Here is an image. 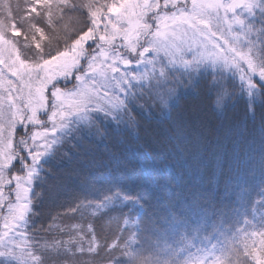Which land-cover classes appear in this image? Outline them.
Returning <instances> with one entry per match:
<instances>
[{"label":"snow or ice","instance_id":"obj_1","mask_svg":"<svg viewBox=\"0 0 264 264\" xmlns=\"http://www.w3.org/2000/svg\"><path fill=\"white\" fill-rule=\"evenodd\" d=\"M50 4L51 0L47 4L32 0L25 15L37 16ZM242 7L249 10L245 14L255 13L257 8L264 9V0L259 4L248 0L244 6L225 0H84L78 6L77 0H60L62 15L69 13L85 22L76 39H86L75 60L49 82L46 100L37 105L27 125L34 136L23 123L15 128L17 135L35 141L27 161L25 193L29 201L38 200V204L29 203L25 209L28 216L39 213L46 217V226L52 232L50 225L71 221L70 214H78L96 200L95 195L104 200L114 197L116 203L106 216L116 225V232L119 233L120 221L113 220V214L122 217L126 209L136 208L142 213L138 223L148 236L145 245L137 243L131 250L120 238L124 244L120 264H158L159 257L167 253L172 254L167 264H209V260L212 264H233V255L237 257L235 264H242V254L251 255L254 264H264V234H260L258 249L255 244L249 249L244 243L241 253L233 246L228 259L223 255L191 254L199 235L188 234L193 224L208 225L226 214L229 200L236 202L243 180L240 145L248 116L246 109L237 119L236 106L231 101L240 91L247 90L251 95L255 90L262 93L264 102V47L257 49L256 27L250 28L251 35L242 45L229 46L231 75H218L211 62L194 59L191 51H179L176 46L170 49L167 43L180 25L197 32L200 27L211 29L220 9L238 15ZM12 23L16 24L15 19ZM260 28L264 44V24ZM7 35L22 38L24 30L17 24ZM161 50L173 65L155 77L159 81L163 76L162 83L130 71L153 64L148 54L159 56ZM210 55L218 60L229 59L222 50ZM105 66L106 70H98ZM236 77L242 82L239 88L232 83ZM183 89L202 103H193L173 116L166 111L169 101ZM211 119L215 127L209 123ZM254 119L264 125V112ZM225 128L230 130L228 134ZM137 167L147 187L129 195L124 191L126 173ZM121 203L124 207H119ZM103 227L101 221V231ZM65 231L71 235V223H67ZM93 232L100 235L95 226ZM213 232L215 236L221 229L214 228ZM57 237V245L69 251ZM89 238L93 244L89 245L88 259L118 246ZM112 239L117 240V236ZM204 240L211 241L208 236ZM145 249L158 252L150 256ZM0 264L5 262L0 259Z\"/></svg>","mask_w":264,"mask_h":264},{"label":"trees","instance_id":"obj_2","mask_svg":"<svg viewBox=\"0 0 264 264\" xmlns=\"http://www.w3.org/2000/svg\"><path fill=\"white\" fill-rule=\"evenodd\" d=\"M45 1L47 4L48 0H43V2ZM10 3L15 20H17L19 15H23L21 18H24L25 23L23 21L24 27L22 28L26 29L24 34L32 44L28 49L29 52L31 51V54H37V52H33L31 38L38 31H43L48 40L54 42L50 48H48V45H45V49L43 48L45 54L51 52L61 53L65 49L66 45L64 43L66 41L63 34L59 31V27L64 28L66 23L73 27L74 33L72 36L74 37L69 40V43H72L77 40L76 36L85 23L83 20H76L72 14L65 13L62 15L60 0H51V4L43 8L39 15L30 17L25 15V9L32 3V0H11ZM83 3L84 0H77L78 6ZM36 25H39V27H36ZM259 33L257 34L256 41L258 50L264 47ZM163 80L164 77L159 83H162ZM232 83L238 88L242 84L238 78L233 79ZM193 103H202V101L193 97L187 89L179 90L169 101L166 111L176 116ZM231 104L236 106L237 119L247 109V131L244 133L240 145L243 156V180L237 189L236 202L233 203L232 200L228 201L229 207L226 208L225 215L212 220L208 225L200 223L191 226V230L188 233L189 236H196L197 233L199 235V239L195 241V247L191 250V254L193 255L199 254L201 256L212 257L223 255L228 259L229 252L233 246L241 253H243L244 243L248 244L249 249H251L253 244L258 249L262 238L260 234H264V125L258 119H254L261 112H264L262 93L253 90V93L249 95L247 90L240 91L237 98L231 101ZM161 115L162 118H165L163 116L165 114ZM209 123L215 127L214 119H211ZM223 131L225 134H228L230 130L225 128ZM17 137L22 136L17 135ZM18 160L22 163L25 162L28 166L26 167L22 163L18 164L16 162L10 171V180L14 175H19L20 168H29L27 159L23 155H20ZM147 163L150 164V161ZM126 175L128 181L124 186L126 193L136 195L145 191L147 184L141 178L139 167L136 168V171L132 169L128 170ZM13 187L14 185L8 191L13 192ZM94 198L96 200H92L78 214H70L72 216L71 221L57 222L54 225H50L52 232L46 226V217H42L39 213H34L30 217L28 216L25 225L26 231L31 240L32 252L39 258L38 264H120L119 260L123 258L122 252L124 247V244L120 242V238H123L124 243L129 245V250L135 248L137 243L140 245L146 244L148 236L142 231V224L138 223L142 216L139 209L128 208L122 217L118 213L113 214L112 219H119L120 221L119 233H117L116 225L106 216L113 207V204L116 203L115 198L104 200L100 199L98 194ZM30 203L38 204V200L30 201ZM119 207H124V204L121 203ZM101 221L104 222L102 231L99 228ZM67 223H71V235L65 231ZM94 226L97 232H100V235H96V232H93ZM214 228L221 229V232L213 236ZM57 229H59V232H57ZM57 235L63 240L64 247L69 251H65L57 245L59 243ZM114 235L117 236V240L115 241L112 239ZM90 236L97 243L116 244L118 246L110 247L108 253H104L102 250L100 256L88 259L87 256L91 255L88 252V248L89 245L93 244V240L89 238ZM205 236H208L211 241H205ZM202 241L203 243H201ZM81 246L83 247V252L80 251ZM201 248L206 249V251H201ZM95 250V246L93 245V252ZM137 251H140V249H137ZM72 252H75V256L72 255ZM145 252L151 256L158 252V250L145 249ZM184 255L186 256L187 252ZM230 258L233 264H235L237 257L233 255ZM170 259H172L171 253L161 255L158 264H167V261ZM239 259L242 264H254L251 255L242 254L239 256ZM209 264H212L211 260H209Z\"/></svg>","mask_w":264,"mask_h":264},{"label":"rangeland","instance_id":"obj_3","mask_svg":"<svg viewBox=\"0 0 264 264\" xmlns=\"http://www.w3.org/2000/svg\"><path fill=\"white\" fill-rule=\"evenodd\" d=\"M10 2L11 0H0V259L5 264H11L12 261H15V264H38L39 258L32 252L31 240L25 226L28 219L25 209L30 203L25 193V187L28 186L25 179L26 169L20 168L19 175H14L10 180V171L16 161L20 155L28 161V156L32 154V144L35 141H29L25 136L17 137L15 128L23 123L29 134L34 136L33 130L28 129L27 125L32 122L37 105L46 100L49 82L54 79L61 68L75 60L82 47V41L86 38L81 37L75 40V43H69V40L74 37L72 36L73 27L68 23L64 28L58 26L66 41L65 49L61 53L45 54L43 52L45 45L50 48L54 42L48 40L43 31H38L31 38L33 52L37 54H31L28 49L32 44L25 34L22 38L7 35V32L15 28L17 24L24 27L25 23L24 18H21L23 15L18 16L15 20L16 24L12 23L14 13ZM225 2L244 6L248 0H225ZM256 2L259 4L260 0ZM44 3L46 4V1ZM262 10L257 8L255 13L245 14L249 10L247 7H242L238 15H229L227 9L222 8L218 16L213 17L211 29L198 26L200 30L197 32L187 25H180L176 35L170 37L167 43L170 49L176 46L179 51H191L194 59L205 64L211 62L212 69L217 74L231 75L228 71L232 67L229 46L242 45L246 37L251 35L250 28L253 26L256 27L257 36L261 30L260 25L264 24V17L261 16ZM241 17L243 21H240ZM201 19H207V17H201ZM225 20L227 23L224 22ZM217 21L220 26H217ZM237 21H240L238 25ZM245 22L247 27L244 26ZM233 25L237 26L233 28ZM23 30L26 31L25 28ZM213 32L218 35L213 36ZM221 50L229 54V59L218 60L210 55L213 52L219 53ZM148 55L150 59H153V64L140 65L130 71L137 75L150 77V81L159 83L163 76L159 77V81H156L155 77L161 71L167 72L173 65L169 63V56L165 55L163 50L159 56L154 52ZM176 66H179L178 62ZM98 70L104 71L106 66L105 68L98 67ZM9 71H11V76H9ZM17 72L21 75L17 76ZM144 83L147 84L149 81H144ZM37 130L40 129L37 128ZM22 164L28 166L25 162ZM13 185V192L8 191ZM28 210L31 211V209Z\"/></svg>","mask_w":264,"mask_h":264}]
</instances>
